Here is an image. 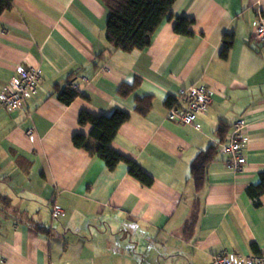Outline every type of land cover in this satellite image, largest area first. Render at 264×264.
<instances>
[{
    "label": "crops",
    "instance_id": "obj_1",
    "mask_svg": "<svg viewBox=\"0 0 264 264\" xmlns=\"http://www.w3.org/2000/svg\"><path fill=\"white\" fill-rule=\"evenodd\" d=\"M259 10L264 0H175L150 45L123 52L105 39L100 0H13L0 15V89L19 64L41 75L24 108L0 106V264H209L218 252L264 250V193L258 205L246 193L264 170V45L252 25ZM177 17L193 20L192 36L174 32ZM225 34L233 40L222 57ZM135 80L128 96L117 93ZM68 82L79 95L64 104L55 89ZM194 84L211 89L199 129L168 120L164 105L171 97L183 107ZM144 96L152 102L141 115L135 98ZM115 109L130 118L111 146L150 186L125 162L109 169L72 143L90 131L78 123L80 111ZM239 118L245 164L234 171L219 143ZM212 146L196 190L190 163ZM55 192L62 215L52 219Z\"/></svg>",
    "mask_w": 264,
    "mask_h": 264
},
{
    "label": "trees",
    "instance_id": "obj_2",
    "mask_svg": "<svg viewBox=\"0 0 264 264\" xmlns=\"http://www.w3.org/2000/svg\"><path fill=\"white\" fill-rule=\"evenodd\" d=\"M107 12L105 23V39L114 49L131 52L134 50L146 49L153 38L154 33L160 24L172 18L170 8L175 0H100ZM13 0H0V15L12 7ZM193 20L186 17H177L173 30L183 36H192L190 26ZM232 35H224V44L221 56L225 57L232 45ZM139 80L133 84H122L117 93L120 96H128L138 85ZM55 94L58 100L69 104L79 92L68 82L63 87H56ZM152 97L144 96L135 98L134 110L145 115L151 108ZM164 105L167 109L178 106L175 99L168 97ZM130 115L120 109H115L109 115H93L87 111H80L78 123L89 125L90 131L87 135L75 133L72 135V143L75 147L84 149L91 156H97L104 161L109 169H113L118 162L123 161L128 165V173L136 180L150 186L153 179L147 175L139 165L124 157L114 150L111 143L116 136L119 127L128 121ZM219 132H224L221 125ZM217 153V146H212L206 151L199 152L190 163V177L196 190H200L206 180L208 165L212 162ZM259 182L256 185H249L246 193L253 200L255 205L259 204V197L264 193V170L259 171ZM191 219V218H190ZM195 219H191L192 222ZM40 230L41 228L38 227Z\"/></svg>",
    "mask_w": 264,
    "mask_h": 264
},
{
    "label": "built area",
    "instance_id": "obj_3",
    "mask_svg": "<svg viewBox=\"0 0 264 264\" xmlns=\"http://www.w3.org/2000/svg\"><path fill=\"white\" fill-rule=\"evenodd\" d=\"M252 25L254 39L264 45V10L256 12ZM40 75L39 67L17 65L14 74L0 89V106L7 111L24 108L28 99L37 93ZM183 94L185 105L169 108L166 118L199 129L195 120L200 113L206 111L210 103L211 89L204 85L194 84L183 91ZM245 130V120L239 118L231 124L228 137L219 143V150L224 155L225 165L234 171H241L245 164L243 155L246 142ZM32 133V129L26 132L29 137L33 136ZM57 194V192L54 193L51 201L52 219H57L62 215V208L55 201ZM209 264H264V250L248 255L232 251L218 252L213 255Z\"/></svg>",
    "mask_w": 264,
    "mask_h": 264
}]
</instances>
